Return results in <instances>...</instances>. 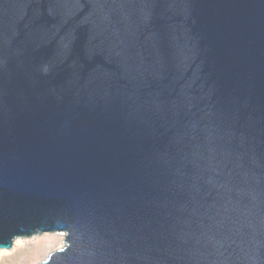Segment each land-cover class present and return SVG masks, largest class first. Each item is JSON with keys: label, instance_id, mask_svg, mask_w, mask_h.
Instances as JSON below:
<instances>
[{"label": "water", "instance_id": "95a60500", "mask_svg": "<svg viewBox=\"0 0 264 264\" xmlns=\"http://www.w3.org/2000/svg\"><path fill=\"white\" fill-rule=\"evenodd\" d=\"M39 264H264V0H0V249Z\"/></svg>", "mask_w": 264, "mask_h": 264}, {"label": "rangeland", "instance_id": "374dc122", "mask_svg": "<svg viewBox=\"0 0 264 264\" xmlns=\"http://www.w3.org/2000/svg\"><path fill=\"white\" fill-rule=\"evenodd\" d=\"M53 236H58L54 240ZM10 249H0V264H39L47 253L63 244L64 235L45 232L31 237H19ZM36 254L38 257H35Z\"/></svg>", "mask_w": 264, "mask_h": 264}, {"label": "bare ground", "instance_id": "6f19581e", "mask_svg": "<svg viewBox=\"0 0 264 264\" xmlns=\"http://www.w3.org/2000/svg\"><path fill=\"white\" fill-rule=\"evenodd\" d=\"M53 235H63V233H62V232L55 231V232H53ZM53 238H54V240H58V236H53ZM15 240H16V242H17V241H20V238H17V239H15ZM59 246H60V245H59ZM35 257H38V255L36 254Z\"/></svg>", "mask_w": 264, "mask_h": 264}]
</instances>
